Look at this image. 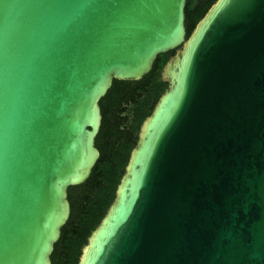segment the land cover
Instances as JSON below:
<instances>
[{
  "label": "water",
  "instance_id": "1",
  "mask_svg": "<svg viewBox=\"0 0 264 264\" xmlns=\"http://www.w3.org/2000/svg\"><path fill=\"white\" fill-rule=\"evenodd\" d=\"M0 0V264H51L100 98L169 51L77 264H264V0Z\"/></svg>",
  "mask_w": 264,
  "mask_h": 264
},
{
  "label": "trees",
  "instance_id": "2",
  "mask_svg": "<svg viewBox=\"0 0 264 264\" xmlns=\"http://www.w3.org/2000/svg\"><path fill=\"white\" fill-rule=\"evenodd\" d=\"M213 1L186 0L187 33ZM172 53L159 54L149 72L138 80L113 79L100 98L102 118L94 139L99 156L88 178L67 189L70 213L61 227L59 239L54 243L51 264H77L82 245L114 198L116 185L136 143L143 119L167 86L161 79V71Z\"/></svg>",
  "mask_w": 264,
  "mask_h": 264
}]
</instances>
